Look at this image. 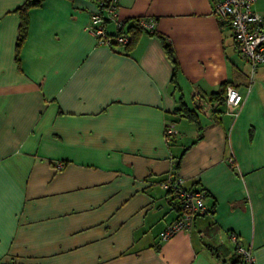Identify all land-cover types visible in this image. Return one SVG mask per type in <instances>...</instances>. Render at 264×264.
Wrapping results in <instances>:
<instances>
[{
    "label": "crops",
    "instance_id": "1",
    "mask_svg": "<svg viewBox=\"0 0 264 264\" xmlns=\"http://www.w3.org/2000/svg\"><path fill=\"white\" fill-rule=\"evenodd\" d=\"M22 1L0 0V264H230L231 233L264 264V68L250 76L216 0H119L123 28L154 19L127 49L88 31L98 0H42L17 53ZM222 82L238 114L200 112ZM176 176L207 212L163 240Z\"/></svg>",
    "mask_w": 264,
    "mask_h": 264
},
{
    "label": "built area",
    "instance_id": "2",
    "mask_svg": "<svg viewBox=\"0 0 264 264\" xmlns=\"http://www.w3.org/2000/svg\"><path fill=\"white\" fill-rule=\"evenodd\" d=\"M118 1H99V9L90 15L87 29L98 43L112 45L113 41L120 44L128 41L126 34L120 33L111 36L108 35L106 29V23L109 21L116 24L117 30L123 25V21L119 20L117 16ZM255 1L216 0L213 6V12L218 20L229 25L240 57L250 66V76L258 66L264 68L263 13L252 7ZM138 23L143 28L151 30L154 25V19L140 17L138 18ZM242 101L243 96L239 91L235 87L229 86L225 94L224 112L231 116H236ZM193 103L200 112L207 115H211L218 108V102L206 99L198 93L194 95ZM175 132L176 129L173 123L167 122L165 125L166 135L169 137ZM58 166L60 167L61 164L59 163ZM161 184L173 193L178 206L177 216L160 233L161 239L166 240L179 231L188 230L194 218L201 213L207 212V208L204 203L203 190L183 186L179 176L166 178ZM230 238L235 244L236 253L242 258L243 262L245 264H254L251 249L243 246L236 234L231 233Z\"/></svg>",
    "mask_w": 264,
    "mask_h": 264
},
{
    "label": "trees",
    "instance_id": "3",
    "mask_svg": "<svg viewBox=\"0 0 264 264\" xmlns=\"http://www.w3.org/2000/svg\"><path fill=\"white\" fill-rule=\"evenodd\" d=\"M98 1H103V0H98ZM42 3V0H23L22 3L20 5H18L15 8V11H17L20 15V21H19V25H18V33H17V37H16V52L18 53L20 45L22 43V41L25 38L26 35V30H27V10L30 7L33 6H38ZM125 24L123 23L122 27L119 28L115 33H111L108 35L114 36L120 33H124L126 35H128V41L126 43H124V47L125 49L131 47V45H133V43L135 42L136 38H137V34L139 31L141 30H147L145 28H143L141 25H139L138 23V18H134L125 28H123ZM149 32H153V30H147ZM163 39V38H162ZM118 42L113 41L112 44H117ZM163 45H164V49L166 54L168 55V57L170 58V60L173 62L174 64V68H176V59L175 56L173 54V50L171 47V44L169 42H165V39H163ZM225 86H226V82H222L219 86V88L215 91H212L209 94L208 99L211 101H216L218 102V105L224 104V100H225V94H226V90H225ZM181 109L184 110V115L186 117H188L191 120H197V116H196V112L193 109H188V108H183L181 107ZM219 109H215L213 112H218ZM230 264H245L242 260V258L236 253L235 256H233L230 259Z\"/></svg>",
    "mask_w": 264,
    "mask_h": 264
},
{
    "label": "rangeland",
    "instance_id": "4",
    "mask_svg": "<svg viewBox=\"0 0 264 264\" xmlns=\"http://www.w3.org/2000/svg\"><path fill=\"white\" fill-rule=\"evenodd\" d=\"M231 250H233V245H232V249Z\"/></svg>",
    "mask_w": 264,
    "mask_h": 264
}]
</instances>
